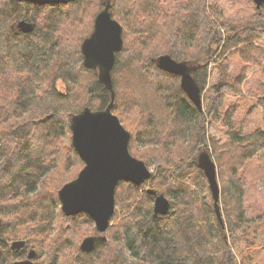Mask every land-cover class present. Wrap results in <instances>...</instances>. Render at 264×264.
I'll return each instance as SVG.
<instances>
[{
  "label": "trees",
  "instance_id": "1",
  "mask_svg": "<svg viewBox=\"0 0 264 264\" xmlns=\"http://www.w3.org/2000/svg\"><path fill=\"white\" fill-rule=\"evenodd\" d=\"M109 2L123 41L111 70V113L130 133L129 153L150 177L140 186L117 184L106 241L81 252L82 238L98 234L93 220L84 212L65 216L57 193L84 165L71 144V118L110 102L80 50L106 1L0 0V264L23 259L27 247L36 252L34 264H241L235 255L241 243L244 263L254 264V254H264V240L256 244L264 213L256 219L245 214L244 169L264 151V128L243 134L238 106L224 111V103L249 98L264 110V82L256 94L243 88L246 69L257 68L264 77V5L233 19L208 0H186L173 12L160 0ZM20 20L32 24L30 33L17 28ZM161 55L185 62L201 91L210 66L217 68L201 110L178 76L157 67ZM233 55L241 63L237 72L230 70ZM209 122L225 141L209 135ZM202 152L216 165L222 224L197 165ZM147 189L168 199L166 214L153 213ZM12 241L26 246L11 251ZM255 264H264V257Z\"/></svg>",
  "mask_w": 264,
  "mask_h": 264
},
{
  "label": "water",
  "instance_id": "2",
  "mask_svg": "<svg viewBox=\"0 0 264 264\" xmlns=\"http://www.w3.org/2000/svg\"><path fill=\"white\" fill-rule=\"evenodd\" d=\"M40 5H66L75 0H16ZM107 3L99 12L93 23V31L80 46L83 65L86 69L97 70L98 81L110 93V102L104 109L84 108L70 120L71 144L84 166L77 177L64 184L57 193L61 211L65 216H74L84 212L91 217L99 235L89 236L79 245L81 252L90 253L99 243L105 242L110 219L115 210V190L121 181L136 186L142 185L150 177L146 165L131 156L128 150L130 133L121 125L118 118L111 113L114 103V91L111 70L115 55L123 46L122 27L111 17ZM256 9L264 5V0H252ZM17 28L24 34L32 31V24L21 20ZM157 67L180 78V87L188 100L198 110L202 109L201 91L194 81L192 69L185 62H177L169 55H161L156 60ZM197 165L203 172L211 192L213 208L217 219L222 224L219 202V184L214 161L208 153L202 152L197 158ZM147 194L154 198L153 213L164 215L168 212L169 201L152 189ZM0 220V227H1ZM25 241H14L10 249L21 250ZM36 252L29 249L24 260L13 264H34Z\"/></svg>",
  "mask_w": 264,
  "mask_h": 264
},
{
  "label": "rangeland",
  "instance_id": "3",
  "mask_svg": "<svg viewBox=\"0 0 264 264\" xmlns=\"http://www.w3.org/2000/svg\"><path fill=\"white\" fill-rule=\"evenodd\" d=\"M160 2L161 5H163V7L165 8V10L168 12H173L182 9L186 4V0H160ZM208 2L215 4L217 6V9L222 13V15L227 18L238 19L242 17H247L253 15L256 11L255 4L252 0H208ZM261 43L264 44V39L261 41ZM229 61L231 62L230 70L233 72H237L241 67V63L238 59V56H231ZM216 74L217 68H215L214 65H211L207 83L205 84L201 92L203 105L206 104L207 98L211 94V89L215 87L214 81ZM262 82H264V77L260 74L259 69H246L243 77L244 89L250 88L252 92L256 94L257 88ZM57 86L59 88H63V85L60 82H58ZM261 97L264 98V94ZM224 104V111L232 106H238L236 111V118L244 120V127L242 131L243 134L250 133L255 127L264 128V110L262 109V107L257 106V103L254 100L249 98H227ZM208 133L211 137L220 139V141L226 140V137L222 133L219 126L213 124L212 122H209ZM244 176V201L246 206L245 214L248 217L256 219L257 216L264 213V151L260 152L254 159H252L246 164V167L244 169ZM88 228L91 229L90 227ZM84 238H82V240ZM263 240L264 233L258 232L256 244H260ZM240 246L241 249L236 250L235 255L237 256V259L239 260V262H241V264H245L243 261V256L245 253L242 247L243 243H241ZM263 257L264 254L255 253L253 263L255 264V261L262 260Z\"/></svg>",
  "mask_w": 264,
  "mask_h": 264
}]
</instances>
